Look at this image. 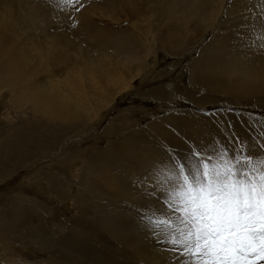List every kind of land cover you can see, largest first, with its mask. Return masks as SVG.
<instances>
[{"label": "bare ground", "instance_id": "bare-ground-1", "mask_svg": "<svg viewBox=\"0 0 264 264\" xmlns=\"http://www.w3.org/2000/svg\"><path fill=\"white\" fill-rule=\"evenodd\" d=\"M35 1L33 6L0 0V97H9L0 127L23 119L0 139V181L32 166L62 141L79 120V111L89 112L93 118V102L98 110L106 106L107 101L99 97L118 81L117 73L106 71L99 84L96 76H89L83 88L82 74L71 68L78 60L72 54L76 47L130 57L134 65L126 73L129 80L151 71L159 51L177 59L193 54L200 46L199 56L188 62L187 69L189 84L205 92L201 104L221 94L260 101L264 97V0H85L78 11L63 10L59 21H53L46 8L55 0ZM96 5H103V11ZM256 5L262 12L254 9ZM28 7L32 21L26 23L24 8ZM103 16L107 23L99 21ZM33 21L45 28L55 26L61 37H33L28 33ZM207 34L212 39L204 44ZM176 92L185 95L179 89ZM186 94L191 100L192 94ZM183 119L171 116L155 121L145 135L130 130L112 139L103 150H94L77 171L57 164L38 170L34 180L50 192L49 200L63 203L77 187L70 200L75 212L62 221L66 227L54 239L50 236L53 229H48L42 218V204L47 205L45 212L51 221L64 218L65 211L58 214L59 205L28 198L22 187L35 181L24 179L15 196L9 194L16 203L5 207L0 201V264H74L78 259L92 264H180L179 252L174 256V252L163 250L156 238L151 239L142 211L164 210L156 199L162 192L145 186L157 167L168 164L172 157H186L193 146L198 150L219 147L213 141L218 136H208L207 130L214 129L207 121L199 124L203 131H196L193 121L190 124ZM238 121L230 124L234 136L248 129L240 124L245 120ZM254 147L252 143L250 151ZM40 193L36 196H42ZM149 237L151 240L145 239ZM146 243L153 246L142 253L139 247ZM35 251L47 255L26 259L37 256Z\"/></svg>", "mask_w": 264, "mask_h": 264}, {"label": "rangeland", "instance_id": "rangeland-1", "mask_svg": "<svg viewBox=\"0 0 264 264\" xmlns=\"http://www.w3.org/2000/svg\"><path fill=\"white\" fill-rule=\"evenodd\" d=\"M9 1H13L15 4L28 3V4H32L33 6L36 4L35 0H9ZM201 1L206 2L209 0H201ZM82 2H85V0H80V3ZM32 5H28V6L30 7ZM29 7L27 9L24 8L26 23L28 21H32L31 20L32 14ZM91 7H94V5ZM96 7L99 10L103 11V5H96ZM46 8L49 11V13L52 15L53 21L61 20L60 13L63 10L57 7L55 3L48 4ZM254 9L255 10L257 9V11L259 9V12H262V10H260L262 8L261 7L258 8L257 5L256 7L254 6ZM91 11L93 16L99 17V15H97L95 11L93 10ZM106 19L107 18L103 16V19L102 20L99 19V21H101L102 23L103 21L107 23V21H105ZM115 23L123 25V22L122 23L114 22V24ZM32 24L33 27L31 30H29L28 33L32 36L34 35L33 37H37V38L61 37V31L58 30L55 26L53 27L47 26L45 28L41 23L37 24V22L35 23L34 21ZM39 27L41 29H39ZM40 31L42 33H40ZM35 33L38 36H35L36 35ZM203 33L202 35L204 36ZM194 37L191 38L193 39ZM205 38L206 41L204 44H207L210 41V39H212L211 34H207ZM199 39H200V35L197 38V40ZM85 48L76 47L74 51H72V54L75 55L78 58V60L77 63L75 64V67L73 66L71 67L74 68L75 71H78L82 74L81 83L83 88L86 86V81L89 76H91V78L92 76L94 77L96 76L97 79L95 83L97 84H99L102 81L103 74H106L107 72H116L119 77L118 81L114 85L108 86L103 91V94L101 95L102 97H99L107 101L106 106L103 107L101 110H98L97 109L98 104L93 102V105L91 106V108L93 109L90 110V112L94 113L95 115L93 118H90V114H88L89 112L79 111L78 112L80 115L79 120L74 125V128L71 131V133H69L62 141H60L47 153L42 155L40 160L34 162L32 166L18 170L14 172L12 175H10L8 178H6L4 181H0V201L2 199L3 202H5V207L8 206V204L11 202L12 204L16 203L15 199L11 198L9 194L15 196L16 192L19 191L17 190V188L20 187V184L25 180L27 181V179L34 180V176L36 172H38V170H40L41 168H51L57 164L62 167L68 166L73 171H77L79 166L84 161L85 162L87 161L86 159L89 158V155L91 153L93 156V153L95 151L103 150V148L107 147L108 143L112 139H118V136L127 135L130 130H137V132L140 131V133L144 131V135H145L154 127L153 123H155V121L165 120V118L171 116H175V117L177 116L178 118L183 117L185 120L187 118V121H189L190 124L191 121H193L196 124V126H194L193 129L196 131H201V130L203 131V129L199 126V124L201 123V121H207L209 125L214 129L213 131H211V129L207 130L208 136L210 138H212L213 136H218V137H214L213 141L214 140L217 142L219 141L218 143L219 147L223 146V147H227L230 151H235V149L239 147L237 141H242L248 144L249 149L251 144L255 143L254 151L252 152L254 155L261 153L262 150L260 148L259 142L264 141V129L261 128L264 127V97L260 101L254 99L253 97L250 98H245L241 96L229 97L226 96L225 94H221V96L214 97L210 102L206 101L204 102V104L203 103L201 104L199 100H201L203 97H206L205 92L204 91L200 92L199 88L195 86H191L189 84L190 83L189 72L187 69L188 62L191 59H194V57L197 58L199 56L200 46L194 51L193 54H190L184 58H177V59L172 58L164 54L163 52L159 51L157 53V58L155 62L156 65L152 68V70L142 74L140 77L130 78L129 80L131 82L126 77L127 71L134 65L130 57L127 56L125 58V56L123 55L122 57L120 54H115L110 51L94 52L92 49H90L91 47L88 46ZM89 52L92 54L90 55ZM110 58L111 60H109ZM118 63L120 66L118 65ZM134 74L135 73H133L132 75ZM102 85L103 84H100L98 86L101 88ZM177 89L183 91L185 95H187L186 93H191L192 98L189 95L191 100H187L184 97L185 96L184 94L177 93L176 92ZM154 91L157 92L153 93ZM7 98H9L8 95L4 97H0V113H2L0 115H3L4 112L7 111L5 105V100ZM9 111L12 110L9 109ZM28 116L26 118H28ZM229 119L230 120L233 119V120L230 122ZM242 119L243 121L245 120V124L244 123H240V124L248 126V129H245L244 132H240L234 136L233 130L229 129L230 124L232 122H235V120L241 121ZM22 120H23L22 118H19L14 125H10L7 123L3 125V123H1L0 139L4 138V136H6L7 133H9V131L12 129V126L16 127L17 125L21 124ZM246 120L249 123L246 122ZM239 121L237 123H239ZM250 122L255 123L261 127L260 128L258 127L259 129H256L255 127L252 126V123ZM216 125H218L217 128H222V129L215 130ZM217 138H219V140H216ZM153 178L149 180L150 182L147 181L145 186L149 189H154L155 192H160L161 191L160 186L157 184L155 185V183H153L156 182V180ZM36 179H39V177L36 176ZM149 183L150 185L147 186V184ZM22 188H26L27 197L32 199L33 201L36 200V202H38V199H40L41 201L44 202L46 201L47 203L50 202L49 204L53 206L59 205L57 212L58 214H60L62 211H65L63 215L64 218L58 216L55 219V221H51V217H47L49 215L47 214V212H45V208L47 205L42 204V209H43L42 218L44 220V223L48 227V229L49 228L53 229V232H51L52 234L50 233V236L53 239L56 238V235L60 234V229H65L66 227L62 225V221L71 218V216L75 212L73 211L74 209L70 200L71 197H73L74 194L76 193L75 191H77V187H74L73 190L71 191L70 198H64L63 203H60L55 200H49L48 198L50 196V192H48V190L43 184H39L36 181L34 182V184H30V185L26 184V186H23ZM39 192H41L40 194L42 196H36L37 194H39ZM125 203H128V201L125 200ZM33 207H34L33 210L37 209V207L35 206ZM122 207H124V205ZM48 229L47 232H49ZM141 237H140V242H141ZM145 239L148 240L153 239V241H155V236L152 235L151 239L150 237ZM149 243H146V246L139 247L140 248L139 250L142 253H146L147 246L149 245ZM131 246L137 251V247L134 243H131ZM152 246L153 244L148 247L151 248ZM61 250L66 252V250L63 248H61ZM35 252L37 253V256L28 257L30 256L28 255L26 259L28 260H31V258L42 259L47 255L46 252H38V251ZM172 255L177 256V253L174 252L172 253ZM76 261L82 264L83 263L92 264L91 261H83L80 259ZM76 261H74L73 263L76 264ZM258 264H264V262L258 261Z\"/></svg>", "mask_w": 264, "mask_h": 264}, {"label": "snow or ice", "instance_id": "snow-or-ice-1", "mask_svg": "<svg viewBox=\"0 0 264 264\" xmlns=\"http://www.w3.org/2000/svg\"><path fill=\"white\" fill-rule=\"evenodd\" d=\"M55 4L78 11L80 0ZM237 143L235 151L194 147L153 173L164 210L144 209L142 220L163 250L180 253V264L264 262V141L259 155Z\"/></svg>", "mask_w": 264, "mask_h": 264}]
</instances>
